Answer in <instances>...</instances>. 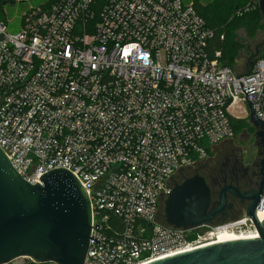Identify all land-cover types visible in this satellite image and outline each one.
I'll return each mask as SVG.
<instances>
[{
  "label": "built area",
  "instance_id": "built-area-1",
  "mask_svg": "<svg viewBox=\"0 0 264 264\" xmlns=\"http://www.w3.org/2000/svg\"><path fill=\"white\" fill-rule=\"evenodd\" d=\"M37 1L0 0V149L31 185L54 170L79 182L84 264H150L217 233L257 234L245 213L176 229L159 207L180 172L238 136L248 103L264 125V56L237 78L244 68L222 62L194 0ZM7 4L26 5L18 25Z\"/></svg>",
  "mask_w": 264,
  "mask_h": 264
},
{
  "label": "water",
  "instance_id": "water-1",
  "mask_svg": "<svg viewBox=\"0 0 264 264\" xmlns=\"http://www.w3.org/2000/svg\"><path fill=\"white\" fill-rule=\"evenodd\" d=\"M264 23V0L258 1ZM264 49V40L254 47L244 65L247 77ZM250 110L249 123L256 127L262 147V181L249 199L245 216L254 225L258 238L233 239L206 244L150 264H264V220L255 212L264 189V125ZM218 194L219 209L226 195ZM209 190L202 178L194 177L172 189L165 200L163 217L176 229L212 224L219 209H206ZM91 232V208L86 192L72 174L65 170L46 173L40 184L25 182L0 149V264L27 258L33 264H84Z\"/></svg>",
  "mask_w": 264,
  "mask_h": 264
},
{
  "label": "flooded vegetation",
  "instance_id": "flooded-vegetation-1",
  "mask_svg": "<svg viewBox=\"0 0 264 264\" xmlns=\"http://www.w3.org/2000/svg\"><path fill=\"white\" fill-rule=\"evenodd\" d=\"M257 131L256 127H253L251 131L245 132L242 136H236L221 144L222 150L214 159L209 157L197 169L180 172L171 182L174 188L188 179L202 178L209 190L206 213L219 209L218 194L222 189L231 187L234 190V194L226 195L225 205L219 209L212 225L240 219L247 209L249 199L257 193L260 187L263 155ZM220 146L217 147V153ZM163 209L164 201L161 200L159 207L161 218H163ZM208 242L209 239L204 241V243Z\"/></svg>",
  "mask_w": 264,
  "mask_h": 264
},
{
  "label": "trees",
  "instance_id": "trees-1",
  "mask_svg": "<svg viewBox=\"0 0 264 264\" xmlns=\"http://www.w3.org/2000/svg\"><path fill=\"white\" fill-rule=\"evenodd\" d=\"M194 7L206 26L214 31L215 40L212 45L214 50L221 51L222 62L233 67L235 61L244 52L241 65L244 68L245 62L253 52L254 47L252 49L247 42L241 41L238 32L243 31L245 37L253 41L258 33L264 31V23L258 9V0H194ZM221 35L224 37L223 41L219 40ZM260 56H264V49ZM248 125L249 123L246 121L239 122L235 131L237 133L251 131L253 127L251 125L248 127Z\"/></svg>",
  "mask_w": 264,
  "mask_h": 264
},
{
  "label": "rangeland",
  "instance_id": "rangeland-1",
  "mask_svg": "<svg viewBox=\"0 0 264 264\" xmlns=\"http://www.w3.org/2000/svg\"><path fill=\"white\" fill-rule=\"evenodd\" d=\"M28 1H29V4H31V5H35L38 2L37 0H28ZM187 1H191V0H187ZM5 9L9 13L8 19H10V20L13 19L14 20V23L16 25H18L19 20H20L19 18L21 16V14L24 12V10L26 9V5H24V4H20V5H17V4H15V5L7 4V5H5ZM6 25H7V31H8V33H15V32L18 31V28L17 27H15V26L14 27H10V26H8V24H6ZM238 36H239V39L241 41L247 42L250 45V48L253 49V47H255L257 44H259L261 41L264 40V31L258 33L257 36H256V38L253 41L248 40L245 37V34H244L243 31H239L238 32ZM243 54H244V52L241 53L240 57L235 61V64H234V67H238V70L241 69V65L243 63V58H244V55ZM249 125H250V123H249ZM249 125H248V127H249ZM247 128H245V130H247ZM242 132H244V131H242ZM242 132H239L238 133V136H242L245 133L244 132L242 134ZM238 141H240V140H238ZM240 142H238V143L240 144ZM221 150H222V146H220L219 152L217 153L218 148H216L215 153L212 156V159H214L220 153ZM12 264H31V262H30L29 259L20 258V259H17L15 261H13Z\"/></svg>",
  "mask_w": 264,
  "mask_h": 264
},
{
  "label": "bare ground",
  "instance_id": "bare-ground-1",
  "mask_svg": "<svg viewBox=\"0 0 264 264\" xmlns=\"http://www.w3.org/2000/svg\"><path fill=\"white\" fill-rule=\"evenodd\" d=\"M247 238H257V234H237L232 232H221L217 233L214 238V242H221V241H227V240H233V239H247ZM27 259V258H25Z\"/></svg>",
  "mask_w": 264,
  "mask_h": 264
}]
</instances>
